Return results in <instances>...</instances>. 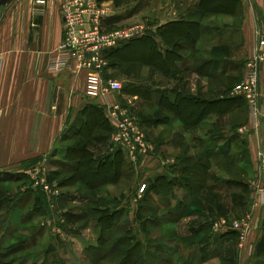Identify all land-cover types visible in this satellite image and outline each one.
<instances>
[{
	"label": "rangeland",
	"instance_id": "1",
	"mask_svg": "<svg viewBox=\"0 0 264 264\" xmlns=\"http://www.w3.org/2000/svg\"><path fill=\"white\" fill-rule=\"evenodd\" d=\"M15 2L13 0L0 8V69L14 70L11 78L19 81L16 92H20L27 69L37 68L29 55L40 47L36 41L27 42L26 16L23 8ZM137 4V1L128 3L117 11L123 14V21L114 29L139 24L143 20V15L136 10ZM250 6V0H240L234 17H207L204 23L211 30L203 36V39L209 38L212 45L225 46L231 57L236 58L221 65V68L226 67L225 75L210 79V90L223 86L222 97L240 96L246 100L248 108L232 105L234 109L224 115V121L220 120L221 116L210 115L207 126L186 135L183 124L172 123L165 129L167 134L157 138L155 135L159 129L154 130L156 113H153L152 105H147L142 114L141 107L129 105L128 113L136 119L154 150L138 159H132L124 150L121 176L117 177L112 170L113 178L117 179L112 186L101 185L91 191L87 183L91 175L84 173L85 169L81 170V175L77 174V161L65 158L68 154L73 156V146L87 149L85 140L66 142L67 134L65 140L59 136L50 142L48 153L32 158L31 144L35 142L27 141L24 135L16 132L25 131L28 126L0 123V264H264V250H258L252 256L246 254L243 263L242 253L228 247L221 239L222 233L232 230L228 227L234 221L251 216L252 227L255 216L264 217V202L256 191L261 183V156L256 175L246 148L249 112L255 119L259 117L264 93L259 83L256 115L247 94L237 95L235 92L244 81L248 61L238 68L241 63L238 60L244 55L243 25ZM175 50L179 56L188 55L180 48ZM205 59L203 57L202 61ZM236 73L240 80L229 81V75ZM135 85L146 89L143 85ZM179 87L175 83L169 88L174 91ZM150 88L148 86V90ZM92 119L107 124L101 111L94 112ZM5 121L9 122V118L6 117ZM91 128L88 126L84 130L87 132ZM178 129L182 136L176 137L172 146L165 147L171 157L161 161L159 167L164 165L165 169H159L156 145L159 147L163 141L172 139ZM72 132L70 129L69 133ZM231 136L234 138L231 149L228 146L223 148ZM222 148L223 151L229 150L230 158L222 157ZM118 150L119 146L111 139L105 154L104 150L97 153L98 156L93 154L95 168L111 158L118 164L120 156L117 155L119 159L112 157ZM201 156H205L203 161L210 167L202 195L203 212L186 217L187 205L191 197L197 196V191L190 195V191L184 188L182 169L197 164ZM43 178L49 183L48 191L37 183ZM81 178L83 182L79 180ZM153 183L161 188V194L153 190ZM210 200L228 206L239 200H251L253 207L238 214L224 213L225 205L221 212L206 203ZM222 219L227 220L229 226L217 228L216 223ZM239 233L244 240L247 233L245 236L241 231Z\"/></svg>",
	"mask_w": 264,
	"mask_h": 264
},
{
	"label": "crops",
	"instance_id": "2",
	"mask_svg": "<svg viewBox=\"0 0 264 264\" xmlns=\"http://www.w3.org/2000/svg\"><path fill=\"white\" fill-rule=\"evenodd\" d=\"M15 1L20 8H23L26 16L27 42L32 44L36 41L40 49L29 55L30 60L35 62L37 68L27 69L24 84H22L23 86L20 85V92H16L19 81L11 78L14 70L6 67L0 69V123L28 126L25 131L20 129L16 132L24 135L23 138L27 141L35 142L31 144L30 157L32 158L48 153L50 142H54L59 136L65 140V134L68 135L66 142L83 139L86 142L85 146L91 153L95 155L104 150L103 153L105 154L108 142L113 139L115 127L109 119L108 112L102 109L101 100L86 93L88 70H80L77 66H74L73 70L64 71H54L49 68L50 58L58 50L63 38L64 20L60 10L61 0H46L42 13L35 10L36 0ZM134 1L138 3L136 10L143 15V20L139 23L144 24L147 30L154 34L157 48L150 50L146 41H142L138 46L139 59L137 61L122 62L115 60L116 66L110 67L108 71L124 86L128 83H135L145 86L148 92L140 96L122 90L111 95V100L126 110L130 108L129 105H138V108L141 107L140 114L143 113L147 105L151 104L153 113H156L154 130L159 129L155 135L157 138L167 134L165 129L176 122H179L181 126L183 124L185 135L189 132H197L203 126H207L209 115L206 113L204 118L198 119V113L192 102L182 104L175 109L184 111L183 114L189 121V123H184L177 115L178 112L172 109L174 100L179 93L185 97L194 96L206 100L222 98L223 94L220 91H222L223 86H218L212 91L209 85L210 79L221 76V69L218 70L215 78H210V40L209 38L203 39L207 33L204 35L201 33L200 38L195 43L190 42L189 45H185L181 49L188 52L187 56L177 57L178 59L174 63L169 58L166 61L167 49L174 42L171 37L162 38L160 30L166 28L169 30L167 35H170L172 29L182 26L181 22L194 20L195 14L201 12V0H104V4L109 6L112 12L107 20L109 28H113L123 21V14H118L117 11L124 8L128 3H134ZM250 1L249 15L243 25L244 55L238 60L241 62L247 61L249 56L255 52L258 42L257 33L264 34V0ZM204 20L201 21V24L208 28L209 26L204 23ZM170 38L172 41H169ZM223 49L226 58L229 60L236 59L231 57L229 50ZM203 57L206 58L205 61H202ZM18 72L20 73L21 70ZM175 83H178L180 87L173 91L169 87ZM148 86H151V90H148ZM260 86L264 93V76L260 80ZM210 91L212 96H210ZM96 111H101L107 124L102 125V122H93L92 117ZM260 111L257 119L250 111L246 125L248 128L246 148L251 167L256 175L260 154L264 152V104H261ZM6 117L9 118V122L5 121ZM2 119L3 121H1ZM166 119L169 121H165ZM224 119L225 116L220 117V120L224 121ZM149 121V119L146 120L147 123ZM88 126L92 128L86 132L84 128ZM70 129H73L72 133H69ZM172 136V139L163 141L159 147L156 145L155 157L158 167L161 161L171 157L167 154L165 147L172 146L175 138L182 136V131L175 130ZM205 155H208L207 152ZM160 167L165 169L164 165ZM202 195L203 193L201 197ZM206 203L213 205L221 212L222 206L225 205L226 212H223L232 214L249 211L253 207L251 200L246 202L239 200L230 206L221 201L218 202V200H210ZM209 209L212 210V208ZM261 218V215L254 217L252 227L244 240H241L239 231L235 229L226 231L221 235L222 241L229 245L228 247H234L240 254L242 253L243 263L246 254L252 256L258 250L260 252L264 250V217L262 220Z\"/></svg>",
	"mask_w": 264,
	"mask_h": 264
},
{
	"label": "built area",
	"instance_id": "3",
	"mask_svg": "<svg viewBox=\"0 0 264 264\" xmlns=\"http://www.w3.org/2000/svg\"><path fill=\"white\" fill-rule=\"evenodd\" d=\"M45 5L46 0H36L35 10L42 13ZM60 10L64 20L63 38L58 50L50 58L49 68L64 71L73 70L74 66H77L80 70H88L86 93L100 99L102 106L108 111L109 119L115 127L113 142L126 150L132 159L149 155L154 147L136 119L111 100V95L122 91L124 84L109 74L107 58V52L145 34L147 28L140 23L126 28H109L107 20L112 12L111 8L104 4V0H61ZM257 35L255 52L246 62L244 81L235 88L237 95L247 94L252 103V111L256 115L259 83L264 74V34L258 32ZM260 156L261 183L256 191L264 202V155ZM37 183L46 191L50 190L46 179L43 178ZM250 221L251 216H248L234 221L228 228L239 230L245 236L251 228ZM221 222L216 223L217 228L229 226L227 220L222 219Z\"/></svg>",
	"mask_w": 264,
	"mask_h": 264
},
{
	"label": "trees",
	"instance_id": "4",
	"mask_svg": "<svg viewBox=\"0 0 264 264\" xmlns=\"http://www.w3.org/2000/svg\"><path fill=\"white\" fill-rule=\"evenodd\" d=\"M201 12L195 14V19L192 21H183L181 22L182 26L177 27L176 29H172L170 35L168 34L169 30L161 29L160 35L162 38L171 37L173 39V45L167 49L168 57L166 58V61L171 59V62H175L177 57H179V54L176 52L175 48L182 49L185 47V45H189L191 43H195L198 38H200L201 33L204 35L205 33L209 32L211 29L208 27L206 28L203 24H201V21L209 16H228V17H234L236 14V7L240 5V0H201ZM197 15V16H196ZM203 25V26H202ZM234 30H239L235 28ZM170 38L169 41H172ZM142 41H146L147 47L152 50L154 48H157V42L154 39V34L151 33L150 30H147L146 33L140 37V38H134L128 42H125L118 46L117 48H114L107 52V58L109 60V66L110 67L116 66L115 60H119L122 62H135L139 59L138 57V46L139 43ZM211 41V40H210ZM225 46L222 45H212L210 44V78H215L217 76L218 70L221 69L222 76L225 75L226 67H222L224 63H228V58L225 57L224 49ZM115 64V65H114ZM243 62L240 63L239 67L242 66ZM232 69V68H231ZM233 70V69H232ZM235 73V72H234ZM228 80L232 81H238L240 80L239 74H231L229 75ZM123 90H127L129 93L134 95H140L143 96L148 91L146 89H142L139 86H136L135 83H128V85L124 86ZM166 95V94H165ZM151 96V95H150ZM167 96V95H166ZM168 97V96H167ZM169 98V97H168ZM189 102H192L195 106L194 109H196L198 113V119L201 117H205L206 113L210 115H218V116H224L229 114L233 111L234 106L236 107H246L248 108L246 104V100L242 97H236V96H229V97H222L219 99H202L194 96L185 97L182 94H178L174 100V109L177 111V115L184 123H189L188 119L183 114V110L178 111L175 109V107H179V105L182 104H188ZM242 103V104H241ZM104 110V108L102 107ZM189 117V116H187ZM232 136L228 139H226L225 144L223 145V148L226 146L231 149V143ZM223 148L220 150L222 153V157L230 158L229 157V150H224ZM72 155L70 154L65 155V158L75 160L77 161V174L83 173L81 172L82 169H85L84 173H88L90 178H88L87 183L90 184V190L95 191L97 188L105 186V185H114L117 181V179L113 178V173L119 177L121 176V166L120 163L124 160V149L119 146V150L116 152L115 155L112 157H115V159H119L117 155L120 156V159L118 164L112 162V158L109 161H103L98 164V167L95 168L94 162L95 157L93 153H90L87 149L79 148L73 146L72 148ZM207 156V155H205ZM205 156H201L199 159V162L197 164H190L183 168L182 173L184 177L185 182V189H188L190 191V195H193L194 191H197V196L191 197V200L189 204L187 205L186 211L184 213V216H192L196 213L203 212V202L201 194L205 191L206 187V181L209 177V165L203 161V158ZM81 182H83V179H79ZM95 180H98L95 182ZM170 186L173 185L172 181L169 182ZM102 185V186H101ZM146 187V185H145ZM153 190L156 191L157 194H161L160 189H158V184L153 183L152 184ZM101 245H104L101 243Z\"/></svg>",
	"mask_w": 264,
	"mask_h": 264
},
{
	"label": "water",
	"instance_id": "5",
	"mask_svg": "<svg viewBox=\"0 0 264 264\" xmlns=\"http://www.w3.org/2000/svg\"><path fill=\"white\" fill-rule=\"evenodd\" d=\"M12 2V0H0V8Z\"/></svg>",
	"mask_w": 264,
	"mask_h": 264
}]
</instances>
